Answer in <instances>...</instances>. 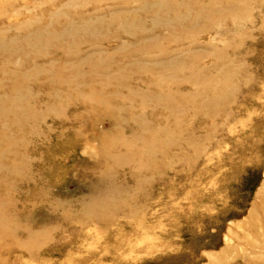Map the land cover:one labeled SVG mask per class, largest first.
<instances>
[{
	"label": "rangeland",
	"instance_id": "rangeland-1",
	"mask_svg": "<svg viewBox=\"0 0 264 264\" xmlns=\"http://www.w3.org/2000/svg\"><path fill=\"white\" fill-rule=\"evenodd\" d=\"M68 1L0 0V40L39 27L53 37L60 24L97 16L118 34L127 29L123 18L138 17L143 31L102 44L115 63L101 71L161 57L163 48L136 52L141 38L159 33L178 45L171 54H181L183 69L173 64L166 75L185 83L180 92L190 93L193 108L161 113L167 130H133L130 118L141 122L162 106L140 109L129 98L143 81L56 83L51 77L62 73V59L82 57L92 43L80 34L68 47L70 39L53 40L46 31L41 51L0 54V69L16 71L0 82V93L24 86L35 113L16 119L7 109L0 116V125L9 120L0 129V264H264V0L175 2L191 10L176 24L200 22L193 32L156 25L159 12L144 7L154 0ZM60 6L63 16L53 17ZM77 75L89 79L86 69ZM110 90L123 99L101 97ZM88 93L96 96L87 100ZM97 116L107 120L98 127L111 128L106 135L92 130ZM131 152L133 162L113 158L130 160Z\"/></svg>",
	"mask_w": 264,
	"mask_h": 264
},
{
	"label": "bare ground",
	"instance_id": "bare-ground-1",
	"mask_svg": "<svg viewBox=\"0 0 264 264\" xmlns=\"http://www.w3.org/2000/svg\"><path fill=\"white\" fill-rule=\"evenodd\" d=\"M86 1L89 2L90 0ZM177 1L181 0H154L152 2H146L144 7L155 8L159 12V16L155 17L154 19V23L159 27H167L172 29L174 32H177L178 30H180V28L189 29L192 32L196 30H201L197 29L200 25V22L198 21L193 22L187 27H181L175 23L178 19L185 18L191 14L190 9L186 11L179 10L175 4V2ZM68 4L70 6L76 5L74 4L73 0H69L66 5ZM120 10L122 12H126L129 9L123 6L120 8ZM63 12V6H60L59 8L53 10L52 15L56 18L58 16L61 17L63 16ZM116 13L117 11H115V15ZM128 18L129 16L121 20L127 26V29H125L124 33L118 34L110 33V31H105L103 29L105 21L101 20V16H97L95 19L80 18L60 24V26L55 29L56 32L53 34V37L52 34H50V32L48 31V29H46L45 27H39L33 32L19 34L11 38L10 41L5 39L0 40V52H2L0 54H3L4 57L8 58L12 53L16 54L17 52H23L27 49H33L39 52L43 49V47L39 45V41L42 37H45L46 31L52 37L53 40H59L61 37H63L64 39H70L72 42L66 43V46L68 47H72V43L75 42V35L80 34L82 41L90 39L92 42L90 46L86 48V53H84V55L78 59L66 58L65 61L64 59H62V73H57L59 71L53 73L56 75L54 77H51V79L58 84L65 85L70 84L71 82H77L81 83V86L86 87H91V83L93 82V80H98L99 78H102V80H104L106 83H110L112 80L115 79H121L126 77H129L130 80L133 79L136 82L143 81V84H136L132 87V93L128 95L129 98L134 101H138L140 109H144L145 106H148L149 108L152 103H159L162 104V106L160 107V109L157 108L155 110H152V114L146 116V119L141 122L134 118H130L129 128L133 130H139L144 128L152 131L156 130V132H161L165 129L167 130V128L169 127H167V125H163L165 123L162 121L161 113L168 111L171 113V115H179L180 113L188 112L189 108H193L192 103L187 100V98H189L188 94L190 93L186 94L180 92L181 86L185 83L178 81L176 76L169 77V75H166V70L173 64H177L180 69H183V64L181 63L179 58L181 54H171L172 51L180 50H178V45L176 43L172 45V43L163 42L160 34L158 33L157 35H153L148 39L141 38L140 42L144 43V46L141 49L136 50V52L141 53L150 48L158 52L161 48H163L164 51L161 53V57L151 59L143 57L140 58L139 61H132L128 63V65L116 64L117 69L114 72H102L101 69L103 67H111L115 63L114 55L109 49L103 47L102 44H104L105 42H110L111 40L114 41V39L119 38L121 34H135L136 32H141L144 30V26L141 19H139L138 17H133L131 18V20H126ZM208 25L205 26H212L210 24ZM150 40L151 42L146 43ZM59 49L62 52L65 51V47H60ZM192 49L194 48L192 46V43H190L188 50ZM54 50L61 54L57 48H54ZM127 66L136 68V70L132 71L131 73H128V70L133 69L125 70ZM137 68L139 69L137 70ZM83 69H86L89 79L82 81L75 80V78L78 77L77 73L81 74ZM15 74L16 71L8 72V70L6 69H0V82L4 83V81H10L11 78H14ZM202 78L203 80L207 79V77L204 76ZM22 79L26 80V77L23 75ZM187 83H190L191 87L195 86V83L192 81H188ZM165 85L171 86L166 87ZM22 88L23 89L15 90L12 93H0V116H3L7 109L11 110V115H15L16 119H20L22 117V113L27 115L25 116L26 118H30L35 115L31 106L32 102H30L28 98V94L30 95V92L24 86H22ZM108 92L110 94L102 95L101 97H116L117 100L123 99V96L119 95V92H114L112 90ZM84 96L85 99L91 100L93 98L92 96L96 95L94 93H88ZM104 99L98 101V104L103 105L102 101ZM73 100L77 101L78 99L76 97H73ZM118 111L119 115L121 116L124 112V108L122 107L118 109ZM11 115L9 117L10 120ZM105 121H107L105 117L101 118L97 116L92 124V130H98L100 134L102 133L106 135L108 130L111 128H106L104 127V125H100V127L97 126L98 124H104ZM8 122L9 120H6L2 123V125H0V129L2 131L7 130ZM175 125L170 128V131L173 127H175ZM120 128V125H115V130ZM147 140L153 143L154 137L150 136ZM140 141L141 140L139 137L134 136L132 144H138ZM155 143H157V139ZM100 151L102 152V154L106 153L105 156H111L112 154L105 147H101ZM151 154L152 152H150L149 157H151ZM127 156L130 157V160L128 157L126 158L119 155L117 157L113 155V158L116 163H121L124 161L133 162L132 152L129 153ZM142 167L147 170L150 169L149 165L144 164ZM95 187L97 189L98 185H95ZM108 190H110V187L107 189V191Z\"/></svg>",
	"mask_w": 264,
	"mask_h": 264
}]
</instances>
